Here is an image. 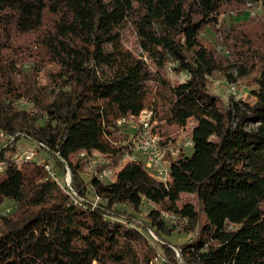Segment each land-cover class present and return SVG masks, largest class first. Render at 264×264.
<instances>
[{
  "label": "trees",
  "instance_id": "1",
  "mask_svg": "<svg viewBox=\"0 0 264 264\" xmlns=\"http://www.w3.org/2000/svg\"><path fill=\"white\" fill-rule=\"evenodd\" d=\"M252 1L0 0V130L15 137L0 151V206L16 204L0 215V264H264V20L218 27ZM129 24L141 53L124 44ZM219 74L237 89L249 77L248 97L224 106L210 90ZM145 108L162 135L195 121L193 151L170 158L166 181L142 160L121 166L117 120ZM22 135L43 142L58 169L70 165L88 201L74 203L49 177V158L18 162ZM84 149L109 155L98 171L121 166L111 182L82 178L85 157L71 158ZM175 228L192 235L178 249L165 238Z\"/></svg>",
  "mask_w": 264,
  "mask_h": 264
},
{
  "label": "rangeland",
  "instance_id": "2",
  "mask_svg": "<svg viewBox=\"0 0 264 264\" xmlns=\"http://www.w3.org/2000/svg\"><path fill=\"white\" fill-rule=\"evenodd\" d=\"M250 5H247L245 10L243 11V13L241 14V12L239 10L236 9H232L230 11H228L225 14H222L220 16L219 19V26L221 25H231L235 22H239L245 19H249L252 17H258L260 20H264V4L262 3V1H255L253 0L252 2L249 3ZM261 20V21H262ZM203 36L206 38H209L210 40L213 41L216 51L217 53L222 56L224 59H228L229 63H236V60L238 58V56L236 55H231L232 51L226 47L225 45V38L223 37V35H221V32L219 33H214L210 28H206L203 32ZM123 40H124V44L128 47H131L133 50L137 51V53H141V50L138 48L137 43H136V36L134 35V33L132 32V29L130 27V24L126 27L124 33H123ZM230 51H229V50ZM51 69H53V67H49ZM235 70V69H234ZM231 71V70H230ZM237 71V68H236ZM45 72L42 73V76H44ZM171 78L173 79L174 82H178L180 81V74H172L170 75ZM223 76V75H222ZM221 74H219L218 76H216V78H214V85L210 86V90L212 92H214L216 95H218V97L221 99V103L224 106H227L228 103L230 102L231 99V92L229 90V81L227 80V78L222 77ZM248 78L249 77H243V78H239L238 84H239V89H238V96H236V99H245L248 97L249 95V91H248ZM215 82H218L217 84ZM18 105L20 108H25V109H29L32 107V105L30 103H28L27 101H18ZM195 124V121L193 119H191L187 126L184 128H177L175 127H166L165 128V136H169L172 139V142L174 145H176L177 147H179L182 151L187 152L188 154L192 153L193 151V147L190 146H186L184 145L185 141L187 139H189L191 137V133H192V129L193 126ZM248 128H252L254 127V125H248ZM12 136V135H11ZM15 137H11V138H4L3 136L0 137V151L7 147V143L9 141L14 140ZM122 139V138H121ZM18 148V151L20 153L24 152L25 150L31 148V147H36V143L35 141L25 137V136H20L18 139H16V144H15ZM38 152V160H45L46 158H49V160H51V163L54 164V162L57 161V158L51 153H49V151L44 149H39L37 150ZM6 152V151H5ZM18 152V153H19ZM7 153V152H6ZM84 159V169L81 172V176L85 181H88L92 175H94L97 172H101L103 169H107V168H112V167H106L103 168L102 170L98 171L97 166L98 164H103V163H107L108 159H109V155L108 154H104L98 150H94V149H84L81 150L77 153H75L74 155H72V161L75 162L77 159L83 158ZM126 162H128V159L123 160L122 161V165H124ZM60 175L64 176L66 174V170L67 167L65 164H60ZM120 166V167H121ZM120 167H118L117 169H120ZM70 168V165H69ZM117 169L114 168V170L116 171ZM71 174H72V170L70 168ZM73 177V174H72ZM114 175L112 177H107V179H104L105 182H111L114 179ZM64 178V177H61ZM191 199L194 200V196L191 195L190 196ZM90 198V197H89ZM153 207V204L151 203H145L142 207V212L139 213L138 216H141L143 214H146L151 208ZM5 208H11V212L16 209V204L14 201L7 199L5 200V202L3 203L2 206H0V211L4 210ZM171 215V214H170ZM166 220V223L168 225V227H176L175 225L176 223V217L173 215L169 216V217H164ZM192 237V235L189 234H182L179 233L178 229L175 228V230L172 232L171 235H166L165 238L167 239V241H170L171 243H173L174 245H176V248L178 249L179 245L182 244L185 241L190 240ZM177 254H179V251L177 250ZM161 262V258H159V262Z\"/></svg>",
  "mask_w": 264,
  "mask_h": 264
},
{
  "label": "built area",
  "instance_id": "3",
  "mask_svg": "<svg viewBox=\"0 0 264 264\" xmlns=\"http://www.w3.org/2000/svg\"><path fill=\"white\" fill-rule=\"evenodd\" d=\"M172 66L173 64L170 63V71H172ZM186 78H188V74L185 73L181 75L180 80L183 81ZM215 83L217 84L218 82ZM229 90L234 97L238 96V89L235 83L229 84ZM117 125L127 135V137L125 136L120 140V144L127 147L123 160H142L149 169L156 173L159 179L166 181L169 177L170 158L176 157L180 153L181 149L173 144L172 139L169 136L162 135L156 130L158 120L155 118L154 110L151 108H145L141 110L138 115H124L117 120ZM2 136L4 138L12 137L5 135L4 132L0 130V137ZM35 143L36 147H31L22 153H17L15 157L16 160L18 162L24 160H35L38 157V148H47L43 142L35 141ZM184 145L192 147V138L190 137L187 139ZM65 165L67 170L64 176H61L59 169L51 163H45L44 167L47 170L49 177L62 187L63 191L71 199V201L76 204H83L88 200L79 194L74 185L69 165L66 162ZM3 167L4 161L0 159V171ZM114 173V168H107L97 174L99 179L104 181L107 177H112ZM99 200L100 197L96 196L93 200V205H96ZM10 210L11 208L1 210L0 215H6L11 212ZM163 216L169 217L171 215L164 213ZM150 235L156 239V235L152 231L150 232ZM159 258L162 260V257L158 256L153 262L158 263ZM93 264H97V262L95 261Z\"/></svg>",
  "mask_w": 264,
  "mask_h": 264
},
{
  "label": "crops",
  "instance_id": "4",
  "mask_svg": "<svg viewBox=\"0 0 264 264\" xmlns=\"http://www.w3.org/2000/svg\"><path fill=\"white\" fill-rule=\"evenodd\" d=\"M185 152V151H184ZM187 153V152H186Z\"/></svg>",
  "mask_w": 264,
  "mask_h": 264
}]
</instances>
